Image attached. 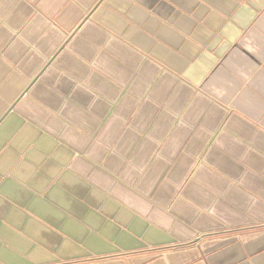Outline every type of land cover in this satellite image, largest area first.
I'll return each instance as SVG.
<instances>
[{
    "label": "crops",
    "instance_id": "crops-1",
    "mask_svg": "<svg viewBox=\"0 0 264 264\" xmlns=\"http://www.w3.org/2000/svg\"><path fill=\"white\" fill-rule=\"evenodd\" d=\"M0 264H264V0H0Z\"/></svg>",
    "mask_w": 264,
    "mask_h": 264
}]
</instances>
